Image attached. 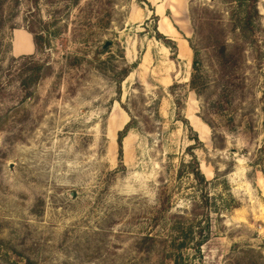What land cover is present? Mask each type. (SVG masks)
Here are the masks:
<instances>
[{
	"label": "rangeland",
	"instance_id": "1",
	"mask_svg": "<svg viewBox=\"0 0 264 264\" xmlns=\"http://www.w3.org/2000/svg\"><path fill=\"white\" fill-rule=\"evenodd\" d=\"M168 5L0 0V264H264V0Z\"/></svg>",
	"mask_w": 264,
	"mask_h": 264
},
{
	"label": "bare ground",
	"instance_id": "2",
	"mask_svg": "<svg viewBox=\"0 0 264 264\" xmlns=\"http://www.w3.org/2000/svg\"><path fill=\"white\" fill-rule=\"evenodd\" d=\"M172 10L176 11L177 9L173 8ZM157 14L160 16L162 22L159 30L177 43L179 57L184 58L185 60L190 58L192 50L188 41L184 37H182L179 31L174 27V24L183 26L178 15L176 17V21L174 22L168 15L164 13L162 6L158 7ZM15 30L17 31V35L14 40L15 53L21 54L32 52L33 44L29 34H27L23 28H17ZM132 75L134 74L131 73L128 78L132 77Z\"/></svg>",
	"mask_w": 264,
	"mask_h": 264
},
{
	"label": "trees",
	"instance_id": "3",
	"mask_svg": "<svg viewBox=\"0 0 264 264\" xmlns=\"http://www.w3.org/2000/svg\"><path fill=\"white\" fill-rule=\"evenodd\" d=\"M248 3H249V11L247 12V14L244 16V18L240 21V28L243 30V31H252L254 29V26L253 25V17H254V14L255 15H259V9H258V2L259 0H247ZM17 29V28H16ZM32 35H33V40H34V44H35V48L38 49L40 48V46L42 45V42H43V36L42 34H39L37 31H35L33 28H28L27 29ZM177 44V43H176ZM178 48V46H177ZM22 56V55H21ZM24 58H29L31 59L32 57H25ZM33 60V59H31ZM29 70H33L34 71V76L33 77H30V79L26 80V82H24V84L26 83H31V81H35V83H37L42 76H40L39 74V71H40V66H36L35 68H30ZM196 80H195V77L193 76L192 77V86L194 87V89L197 91V86H196ZM125 133H121L120 137H119V140H118V144H119V147H120V153L122 154L123 152V138L125 137ZM198 175H200V179H202L203 181L205 180V177L204 175L198 170ZM206 181V180H205Z\"/></svg>",
	"mask_w": 264,
	"mask_h": 264
},
{
	"label": "crops",
	"instance_id": "4",
	"mask_svg": "<svg viewBox=\"0 0 264 264\" xmlns=\"http://www.w3.org/2000/svg\"><path fill=\"white\" fill-rule=\"evenodd\" d=\"M151 5H153L155 8H154V11H155V13L157 14V10H158V7L159 6H162L163 7V10H164V13L167 15V11H170L171 12V10H170V8H169V5H168V2H169V0H147ZM166 2V3H165ZM165 5V6H164ZM158 15V14H157ZM160 25H159V27H161V25H162V22H161V20H160ZM175 27V26H174ZM24 31L27 33V34H29V36L31 37V40H32V44H33V47H32V52H30V53H21V54H16L15 53V49H14V40H15V37H16V30H14V38H13V45H12V47H11V51H12V54L14 55V56H21V55H30V54H33L34 53V51H35V44H34V40H33V36H32V34L29 32V31H27L26 29H24Z\"/></svg>",
	"mask_w": 264,
	"mask_h": 264
},
{
	"label": "water",
	"instance_id": "5",
	"mask_svg": "<svg viewBox=\"0 0 264 264\" xmlns=\"http://www.w3.org/2000/svg\"><path fill=\"white\" fill-rule=\"evenodd\" d=\"M158 30H159V26H158Z\"/></svg>",
	"mask_w": 264,
	"mask_h": 264
}]
</instances>
